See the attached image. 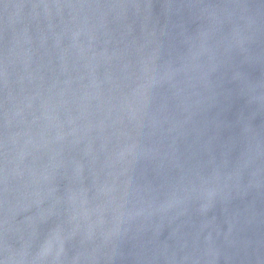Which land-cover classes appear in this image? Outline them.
<instances>
[{
	"label": "water",
	"instance_id": "obj_1",
	"mask_svg": "<svg viewBox=\"0 0 264 264\" xmlns=\"http://www.w3.org/2000/svg\"><path fill=\"white\" fill-rule=\"evenodd\" d=\"M0 264H264V0H0Z\"/></svg>",
	"mask_w": 264,
	"mask_h": 264
}]
</instances>
